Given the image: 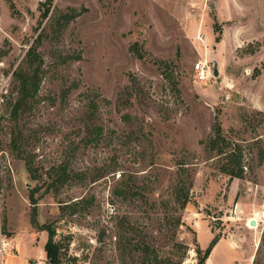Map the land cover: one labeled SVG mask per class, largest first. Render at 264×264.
I'll use <instances>...</instances> for the list:
<instances>
[{"label":"rangeland","instance_id":"rangeland-1","mask_svg":"<svg viewBox=\"0 0 264 264\" xmlns=\"http://www.w3.org/2000/svg\"><path fill=\"white\" fill-rule=\"evenodd\" d=\"M33 45L41 85L13 114ZM216 121L242 151V178L208 146ZM89 124L102 129L93 143ZM263 211L264 0H0L7 264H52L48 226L59 264H198L215 236L206 264H264V223H249Z\"/></svg>","mask_w":264,"mask_h":264},{"label":"trees","instance_id":"trees-1","mask_svg":"<svg viewBox=\"0 0 264 264\" xmlns=\"http://www.w3.org/2000/svg\"><path fill=\"white\" fill-rule=\"evenodd\" d=\"M48 12V11H47ZM45 12V15H47ZM42 35L40 34L37 38V42H40L42 39ZM26 67H21L20 70L15 72L17 79L19 80V92L20 98L16 101L15 105L13 106V114H16L17 111L27 102L29 99L35 97L38 93L40 85H41V75L40 70L43 63V58L40 52L37 49V46H31L26 54L25 58ZM24 105V106H25ZM90 108L96 109L97 105L94 102H91ZM93 116L92 112H89V119ZM90 125V124H89ZM91 126V130L84 141L86 143H93L99 140L101 135V127L98 125ZM216 131L215 137L211 138L210 144L208 145L210 149L216 150L217 156L224 161L222 163V169L225 173L230 175L231 177H243V154L239 148H229L230 143L226 140V138L222 134V127L219 121H216V125L214 126ZM31 171V168H29ZM63 177V182H65L69 178V173L67 168H59L58 170V177ZM57 177V178H58ZM190 188L186 186H180L177 188V200L180 203L181 208H185L187 203L190 201L189 192ZM124 194V193H122ZM32 200H34V194L31 195ZM36 210L34 209V216ZM34 222H36L35 217L32 218ZM48 231V240L45 244V252L47 255V259L51 260L52 264H59L60 260V245L55 241V229L51 228L50 226L45 227ZM220 240V236H215L204 251H202L201 247L196 248L197 253L199 255V262L198 264H206L208 257L212 249ZM136 247H139L140 250L143 251L145 257L144 260L146 261H153L154 263H159V256L155 253L154 250H150L149 246H146L145 243H137L135 244ZM46 264V263H45Z\"/></svg>","mask_w":264,"mask_h":264},{"label":"built area","instance_id":"built-area-1","mask_svg":"<svg viewBox=\"0 0 264 264\" xmlns=\"http://www.w3.org/2000/svg\"><path fill=\"white\" fill-rule=\"evenodd\" d=\"M195 70L197 71L199 80H206L210 77L212 73V68L208 61L206 60H200L195 64ZM255 217H252L251 220H253ZM250 220V221H251ZM258 225L261 223H264V211L259 215V218H257ZM1 235V231H0ZM2 235L0 238V264H6V258H5V250H4V241H2Z\"/></svg>","mask_w":264,"mask_h":264},{"label":"water","instance_id":"water-1","mask_svg":"<svg viewBox=\"0 0 264 264\" xmlns=\"http://www.w3.org/2000/svg\"><path fill=\"white\" fill-rule=\"evenodd\" d=\"M214 74L218 75L219 74V70H218V63H215V67H214ZM251 225H257V221L255 219L250 221ZM48 263H51V260H48Z\"/></svg>","mask_w":264,"mask_h":264},{"label":"crops","instance_id":"crops-1","mask_svg":"<svg viewBox=\"0 0 264 264\" xmlns=\"http://www.w3.org/2000/svg\"><path fill=\"white\" fill-rule=\"evenodd\" d=\"M46 240H43V245H42V247H41V249H40V253H44V249H45V244H46ZM7 264V263H6Z\"/></svg>","mask_w":264,"mask_h":264},{"label":"bare ground","instance_id":"bare-ground-1","mask_svg":"<svg viewBox=\"0 0 264 264\" xmlns=\"http://www.w3.org/2000/svg\"><path fill=\"white\" fill-rule=\"evenodd\" d=\"M255 216H256V217H255L254 219L257 221L258 214H256ZM249 223H250V222H249ZM249 226H250V225H249ZM252 226H254V225H252ZM255 226H256V228L258 227V222H257V225H255ZM255 226H254V227H255Z\"/></svg>","mask_w":264,"mask_h":264}]
</instances>
